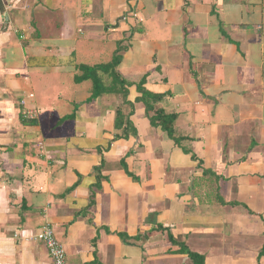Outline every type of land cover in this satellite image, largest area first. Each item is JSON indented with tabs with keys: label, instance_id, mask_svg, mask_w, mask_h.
I'll use <instances>...</instances> for the list:
<instances>
[{
	"label": "crops",
	"instance_id": "obj_1",
	"mask_svg": "<svg viewBox=\"0 0 264 264\" xmlns=\"http://www.w3.org/2000/svg\"><path fill=\"white\" fill-rule=\"evenodd\" d=\"M45 225L65 264H264V0H0V264H54Z\"/></svg>",
	"mask_w": 264,
	"mask_h": 264
},
{
	"label": "trees",
	"instance_id": "obj_2",
	"mask_svg": "<svg viewBox=\"0 0 264 264\" xmlns=\"http://www.w3.org/2000/svg\"><path fill=\"white\" fill-rule=\"evenodd\" d=\"M118 66V60L115 58L113 59L111 64H108L106 66H98L94 68H87L82 72V75L77 78V82L79 81H91L93 85V97L101 94L100 92H104L107 90L103 86L102 79L99 76V73L108 75L112 79V84L117 87H125L127 85L125 82H123L118 75V73L112 70L116 69ZM138 92L141 94V97L137 99V101L142 102L145 106L146 110V116L149 119L150 123L154 127H161V129L168 134V136L173 139L175 142H177V138L175 137V128L174 124L176 122V115L173 114H166L161 109H155V105L161 100V96L151 94L147 92L141 84L137 86ZM110 91V90H109ZM123 97L124 102L123 104L130 105V103L126 102V90H123ZM153 113V114H152ZM152 114V116L150 115ZM115 127L117 129H120L123 131V135H117L115 138H128L130 134L133 136H136V130L134 129L132 123L129 121L128 117H125L122 113V111L117 110L116 112V121H115ZM94 171L97 173V175L100 172V168H95ZM127 174L130 175L129 172ZM100 178V175L98 176ZM173 242V241H171ZM174 243V242H173ZM187 251V250H186ZM184 251V252H186ZM264 253V249H263ZM186 254L191 258L194 263L196 264V260L198 256L196 254H193L189 251L186 252Z\"/></svg>",
	"mask_w": 264,
	"mask_h": 264
},
{
	"label": "built area",
	"instance_id": "obj_3",
	"mask_svg": "<svg viewBox=\"0 0 264 264\" xmlns=\"http://www.w3.org/2000/svg\"><path fill=\"white\" fill-rule=\"evenodd\" d=\"M21 104L25 106V101H21ZM24 117L35 119L37 114L35 111L25 109ZM27 240L37 241L42 243L48 252L54 264H65L66 263V253L63 244L57 239L53 229L45 225L37 233L27 238Z\"/></svg>",
	"mask_w": 264,
	"mask_h": 264
},
{
	"label": "rangeland",
	"instance_id": "obj_4",
	"mask_svg": "<svg viewBox=\"0 0 264 264\" xmlns=\"http://www.w3.org/2000/svg\"><path fill=\"white\" fill-rule=\"evenodd\" d=\"M80 75H81V73H80ZM73 77V75H69V80H71V78ZM75 80V79H74ZM41 229V228H40Z\"/></svg>",
	"mask_w": 264,
	"mask_h": 264
}]
</instances>
